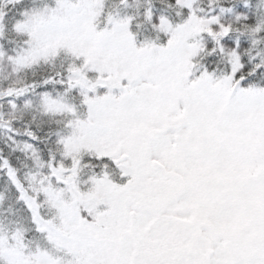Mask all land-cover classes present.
Wrapping results in <instances>:
<instances>
[{
  "label": "snow or ice",
  "instance_id": "1",
  "mask_svg": "<svg viewBox=\"0 0 264 264\" xmlns=\"http://www.w3.org/2000/svg\"><path fill=\"white\" fill-rule=\"evenodd\" d=\"M0 264H264V0H0Z\"/></svg>",
  "mask_w": 264,
  "mask_h": 264
}]
</instances>
